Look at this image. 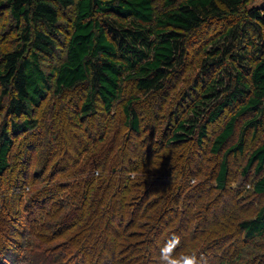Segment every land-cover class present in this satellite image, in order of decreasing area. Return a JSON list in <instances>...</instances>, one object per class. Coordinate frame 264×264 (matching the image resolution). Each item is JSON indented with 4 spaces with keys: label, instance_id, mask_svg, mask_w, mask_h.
<instances>
[{
    "label": "trees",
    "instance_id": "obj_1",
    "mask_svg": "<svg viewBox=\"0 0 264 264\" xmlns=\"http://www.w3.org/2000/svg\"><path fill=\"white\" fill-rule=\"evenodd\" d=\"M153 2L0 0V10L9 11L21 39L16 48L0 54V108L2 101L6 107L0 122V187L7 193L0 198V213L15 214L5 239V224H0V264H133L145 242L149 249L143 247L139 255L159 264L160 248L172 233L181 237L176 251L195 252L200 264L212 247L222 248L223 257L213 256L208 264H264V200L257 203L264 194V138L241 171L246 180L253 168L254 177L247 179L251 183L241 182L234 192L227 161L229 152L243 150L244 131L258 127L264 112V9H251L229 25L220 35L223 47L207 55L212 60L207 66H220L236 54L243 69L230 73L229 84L205 73V94L191 107L195 119H178L170 135L161 131L154 138L157 130L146 134L151 129L147 112H138L140 97L125 96V83L133 81L147 98L162 93L184 63L187 34L238 14L244 0H162L161 7ZM65 12L73 18L64 55L44 67L41 59L51 58L59 44ZM236 40L239 51L232 53ZM244 57L248 60L241 62ZM75 88L83 90L80 102L63 96ZM50 92L57 98L44 147L36 137L26 139L42 128L34 115ZM117 102H122L121 116ZM236 106L208 146L217 156L239 119L248 116L236 143L217 162L212 184L219 192L208 200L212 187L201 179L204 163L193 168L185 162L181 180L175 162L192 145L201 148L209 125ZM198 115L205 118L202 123ZM73 127L78 132H69ZM62 132L67 136L59 150ZM38 148L44 159L31 181L32 155ZM23 201L25 209L18 208ZM221 205L225 211L211 217V210ZM23 216L27 224H22ZM30 222L34 229L27 227Z\"/></svg>",
    "mask_w": 264,
    "mask_h": 264
},
{
    "label": "rangeland",
    "instance_id": "obj_2",
    "mask_svg": "<svg viewBox=\"0 0 264 264\" xmlns=\"http://www.w3.org/2000/svg\"><path fill=\"white\" fill-rule=\"evenodd\" d=\"M153 4L156 7H161L162 6V0H154ZM251 9L254 10H259L262 11L264 9V0H244V5L241 6L239 9L238 14H235L234 16H228L225 17L221 20H212L208 22L207 24L203 25L199 29H196L190 34H187V42H186V48H185V60L184 63L182 64L181 68L170 77L168 83L166 84V87L164 88V91L162 93H159L157 95H154L152 98H147L146 96L141 95V92L135 89V85L133 81H128L125 83V88L124 92L126 93L125 96L127 95H137L139 96L140 100L138 103H136V106L139 108L138 112H147L146 115V120L148 122V126L151 127V129H146L148 134L151 131L157 130L153 134L154 138H159L161 135V131L165 132V137L170 135L174 129V126L178 119L181 118H192V120L195 119V111L191 110V107L193 105V101L197 98H201L202 95L205 94V92L202 93L204 86L202 85V80L205 77V73H209L212 75V77L218 78L223 80L225 84H229L231 81L230 78V73L236 72V69L241 70L243 67H241L237 60L234 58L236 54H234L233 57H227L225 62L223 64L219 65H212V66H207L206 63H211V59H207L209 51L214 52V49L217 51L222 45L223 37L220 36L221 33H223L229 25L233 26L236 23L240 21V17L246 16ZM63 13V12H62ZM65 17L61 22H59V28L60 32L57 35L59 44L51 58H42L41 63L43 64L44 67L47 66L48 63H58L61 59L62 56L64 55L65 52V44L67 41V38L69 36V29H70V23L72 21L73 15L70 12H65ZM230 40V39H229ZM21 42V39L18 38V26L14 22V20L11 18L9 11L6 9H1L0 10V54L1 52L4 51H9L18 46V44ZM235 43V48L232 50V53L235 51H239V44L237 43V40L234 41ZM240 47H243V43L240 44ZM252 50L253 48L250 47ZM248 55V54H246ZM50 60V61H49ZM208 60V61H207ZM248 58L244 57L241 59V62L247 61ZM225 64V66H224ZM227 64V66H226ZM245 63H243L244 65ZM225 67L227 70H225ZM1 89V86H0ZM71 95V100L73 102L81 101L82 96L84 95L83 90H80L78 88H75L74 90H66L63 94L65 98H68V96ZM124 95V94H123ZM56 96L50 92L48 95V98L43 102V104L40 106L39 109L36 110L35 115L36 117L40 118L42 121V128L31 132V135L28 136V139L33 140L34 137H36L38 140V143L41 145L48 146L47 144V139L50 134V130L46 131V129H49L51 126V116L50 113L53 112V105L55 104L54 101L56 100ZM205 100V97H204ZM5 102L2 101V107L0 108V122L4 118L5 115ZM121 104L122 102H117L115 104V109L117 110V115L121 116ZM238 106L232 108L230 107L229 109H226L219 122L213 123L209 125V136L208 139H205L204 144L201 146V148H197L195 145L191 146V149H188L187 151L183 152V154L177 159L176 157H173L172 162H174L176 159L177 161L175 162L176 164H179V174H181V180H182V170L183 167H185V162L187 165L190 167H195L197 163L203 162V167L204 169L201 170V179H205V183H207L209 186L212 187V191L208 193V200L212 199V197L219 192L217 188L212 184V180L214 179L213 173L215 172L217 168V162L219 159L222 157V154L224 153L223 150L232 145L233 143H236L238 140V129L240 127V124L242 121L247 117L240 118L239 121L237 122L235 126V131L231 139L228 141V143L224 146V148L220 151V153L217 156H213L211 152L209 151V145L210 141L212 140L215 132L219 130L221 125L224 123L226 117H229L230 114L234 113L236 111ZM195 109V108H193ZM203 107L201 106V111ZM119 113V114H118ZM141 114V113H140ZM116 115V116H117ZM245 115V114H244ZM143 117V115L141 114ZM198 117H201V123L204 121V117L201 115H198ZM243 117V116H242ZM100 117L98 116L97 119ZM151 118H156L155 120H150ZM261 124L258 127L255 128H247L244 131L243 134V140H242V145H243V150L240 152H234L231 151L227 154V161L229 165V170H230V177H229V182L231 184V187L234 188L233 192L236 189V185L240 184L241 182L244 181H249L251 183V179L254 177L253 176V168H250V173L247 179L250 180H243L244 176L241 173L247 157L249 153L257 146L260 144V142L264 138V112L260 116ZM118 121H120L118 119ZM113 123L117 122V119L112 121ZM221 124V125H220ZM88 123L85 124V128L87 131H90L91 129L87 126ZM220 125V127H219ZM219 127V128H218ZM153 129V130H152ZM78 132V129L73 127L70 128L69 132ZM33 133H38V134H33ZM26 135V134H25ZM67 135L65 132H62L59 140L60 142H57V146L59 150L63 147V144L61 143V138H65ZM22 137V136H21ZM24 137V136H23ZM22 137V138H23ZM163 137V136H162ZM161 137V138H162ZM17 139V138H16ZM15 139V140H16ZM139 139V138H137ZM19 141V140H18ZM14 147L17 148L19 146L18 142H14ZM169 148V147H168ZM42 148H38L35 150L33 156V164L29 170V176L28 180H36L35 179V173L38 172L36 166L39 164V162L43 161L44 156L42 153ZM59 154L61 151H58ZM14 151L11 152V156L14 155ZM155 155V152L152 154ZM200 155L201 158L198 159V156ZM35 156H40L38 160H36ZM46 156V155H45ZM16 156L14 155V159L12 160L13 162L15 161ZM174 158H176L174 160ZM198 159L194 164H193V159ZM168 160H171L169 158ZM171 162V163H172ZM174 164V165H176ZM37 183H34V189L36 187ZM213 185V186H212ZM3 186V187H2ZM241 187V186H240ZM1 188H5L4 185H1L0 187V198H5L7 197V193H3L1 191ZM25 193V196L23 199L26 198V195L29 194ZM243 193H246L243 191ZM227 193L223 195L222 197L228 198ZM12 200V199H11ZM264 200V194L261 196L257 197V203L262 202ZM25 201H23V205H18V208L20 209H25ZM256 205V204H255ZM224 205L218 206L217 208H214L211 210L210 214L211 217H214L216 215H220L225 211ZM86 210L88 212H91V206L87 207ZM3 213V212H2ZM2 213H0V224H5L4 232L5 236L4 239L8 236L7 230L9 228V223L13 222L15 220V214L9 213L8 217H5ZM25 215V213H23ZM20 217V216H19ZM23 223L22 224H27L29 220H26L25 216H23ZM33 219V218H32ZM39 221L36 222L38 224ZM27 227H32L34 229L35 225H33L31 222L28 224ZM157 229V228H156ZM155 229V230H156ZM191 231V229H190ZM190 233V232H189ZM157 241V240H155ZM153 245V242H151ZM203 244L202 237H201V244H198V247ZM151 245V247H152ZM210 246V245H209ZM145 248V250L149 249V244L147 242L143 243L140 245V247L137 249V254H134L132 262L133 264H157V262H153L152 260H146L141 252L143 251L142 248ZM161 247V246H160ZM62 248V247H58ZM191 248V245H190ZM207 249L204 248L203 251ZM220 249V248H219ZM127 252L131 256V250L126 249ZM221 250H217L216 247H212L209 249L208 253H204V258H202V264H208L210 261L211 257L214 256V258H219L220 260L223 256L221 254ZM179 250L178 252H180ZM82 255V253H79ZM210 256V257H209ZM204 260H208L207 262H204ZM217 260V261H218ZM217 262H213L211 264H215ZM131 264V263H129Z\"/></svg>",
    "mask_w": 264,
    "mask_h": 264
},
{
    "label": "clouds",
    "instance_id": "obj_3",
    "mask_svg": "<svg viewBox=\"0 0 264 264\" xmlns=\"http://www.w3.org/2000/svg\"><path fill=\"white\" fill-rule=\"evenodd\" d=\"M180 243L181 237L172 233L160 248L159 264H200L195 252L176 251Z\"/></svg>",
    "mask_w": 264,
    "mask_h": 264
}]
</instances>
